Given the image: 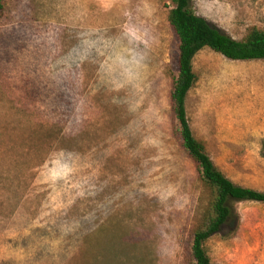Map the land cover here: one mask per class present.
I'll return each instance as SVG.
<instances>
[{
    "label": "rangeland",
    "instance_id": "374dc122",
    "mask_svg": "<svg viewBox=\"0 0 264 264\" xmlns=\"http://www.w3.org/2000/svg\"><path fill=\"white\" fill-rule=\"evenodd\" d=\"M235 39L264 0H193ZM169 0H3L0 264H186L210 192L172 132ZM186 116L233 182L264 191V59L208 47ZM205 242L216 264H264V202Z\"/></svg>",
    "mask_w": 264,
    "mask_h": 264
},
{
    "label": "trees",
    "instance_id": "16d2710c",
    "mask_svg": "<svg viewBox=\"0 0 264 264\" xmlns=\"http://www.w3.org/2000/svg\"><path fill=\"white\" fill-rule=\"evenodd\" d=\"M169 1L172 7L167 21L176 43L173 64L169 67L172 132L210 192L209 202L188 241L185 259L186 264H216L207 254L205 242L235 216V201L264 202V191L233 182L215 165L204 143L194 136L185 108L187 94L197 81L193 58L200 49L208 47L231 60L264 59V29L253 26L243 38L235 39L197 15L193 0ZM2 8L0 0V13Z\"/></svg>",
    "mask_w": 264,
    "mask_h": 264
}]
</instances>
